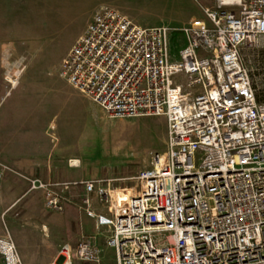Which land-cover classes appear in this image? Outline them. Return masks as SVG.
Wrapping results in <instances>:
<instances>
[{"label":"built area","instance_id":"2783aa9c","mask_svg":"<svg viewBox=\"0 0 264 264\" xmlns=\"http://www.w3.org/2000/svg\"><path fill=\"white\" fill-rule=\"evenodd\" d=\"M196 1L204 18L179 28L176 52L169 26L103 7L60 62V77L109 118L163 116L166 134L130 185L28 179L47 210L75 198L97 229L50 264H99L103 229L116 264H264V95L241 55L264 35V0ZM0 264H23L7 227Z\"/></svg>","mask_w":264,"mask_h":264},{"label":"rangeland","instance_id":"374dc122","mask_svg":"<svg viewBox=\"0 0 264 264\" xmlns=\"http://www.w3.org/2000/svg\"><path fill=\"white\" fill-rule=\"evenodd\" d=\"M142 3L139 14L132 20L142 26H169L174 52L182 43L179 28L194 17L204 18L201 4L196 0H143ZM86 24L83 16L74 15L55 27L48 39H0V154L3 149H14L17 153L14 157L22 168H15L13 174L16 185L22 189L29 178L41 174L39 168L49 172L51 178L68 181H74L69 174L73 176L76 172L85 175L82 179L116 178L112 185L123 187L132 183L130 177L140 169L150 167L151 151L164 150L163 116L109 118L60 77V62L79 36L74 37L75 34L81 33ZM241 55L262 96L264 35L257 46L244 45ZM11 79L16 81V86H12ZM77 134L83 136L86 147L81 146L83 142L77 139ZM29 158L31 168L38 172L25 170ZM71 158H78L79 165L69 166ZM4 160L0 156L1 165L13 166ZM7 173V169L1 173L3 178ZM21 196L22 193L11 210H6L5 220L9 214L20 218ZM72 199L67 208L82 213L75 198ZM102 236L103 231L98 238ZM108 252L113 255L112 248ZM74 264L93 263L77 260Z\"/></svg>","mask_w":264,"mask_h":264},{"label":"crops","instance_id":"0c3cea01","mask_svg":"<svg viewBox=\"0 0 264 264\" xmlns=\"http://www.w3.org/2000/svg\"><path fill=\"white\" fill-rule=\"evenodd\" d=\"M142 1L0 0V39H6V41L9 39H48L55 27L69 21V18L74 15L83 16L87 23L92 15L103 7L117 8L129 18L135 20L137 13L139 14V9L144 3ZM196 18L194 17L191 20ZM79 33L75 34L74 37H77ZM180 39H183V37ZM16 155L14 149H3V154H0L5 158L4 161L13 165L11 168L6 164H0V234L4 232V227L8 228L23 264H50L57 258L62 243L68 242L70 245H74L80 235L95 234L97 232L95 222L93 218L86 216L75 208L76 211L70 207L58 213L49 211L44 206L41 190H28V184L25 189L17 186L13 173L16 171L15 168L21 167V163L18 161L19 159L16 160V157H14ZM24 168L29 173L40 171L41 174L34 176L43 179L64 180L62 178H51L49 172L46 173L44 169L39 168L40 170L37 171L34 167L31 168L30 158ZM6 169L9 175L3 178L1 173ZM84 176L82 172H76L73 176L69 174V177L74 178L73 180H80ZM21 193L22 196L19 199L22 208L20 218L9 214L5 220L6 210H11L13 203ZM48 213L51 214L48 215ZM105 230H101L100 233ZM99 234L94 238L95 243L102 249L99 264H116L114 250L112 256L108 255L111 248L105 245V236L98 238Z\"/></svg>","mask_w":264,"mask_h":264},{"label":"bare ground","instance_id":"6f19581e","mask_svg":"<svg viewBox=\"0 0 264 264\" xmlns=\"http://www.w3.org/2000/svg\"><path fill=\"white\" fill-rule=\"evenodd\" d=\"M10 81L12 82V86H16V81H15V80L11 79ZM77 135H78V138H77V139H79L81 142H83V141H82L83 136H81L80 134H77ZM79 144H80V142H79ZM81 146L86 147V143L83 142V143L81 144ZM69 165H70V166H75V167L78 166V165H79V160H78V158H71V159L69 160Z\"/></svg>","mask_w":264,"mask_h":264},{"label":"trees","instance_id":"16d2710c","mask_svg":"<svg viewBox=\"0 0 264 264\" xmlns=\"http://www.w3.org/2000/svg\"><path fill=\"white\" fill-rule=\"evenodd\" d=\"M262 95H264V92L262 93Z\"/></svg>","mask_w":264,"mask_h":264}]
</instances>
